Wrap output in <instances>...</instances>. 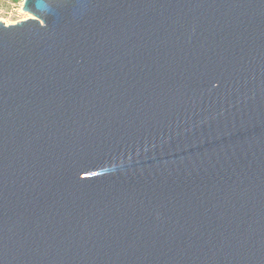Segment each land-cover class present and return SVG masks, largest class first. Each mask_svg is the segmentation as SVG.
<instances>
[{
	"label": "water",
	"instance_id": "1",
	"mask_svg": "<svg viewBox=\"0 0 264 264\" xmlns=\"http://www.w3.org/2000/svg\"><path fill=\"white\" fill-rule=\"evenodd\" d=\"M0 21V264H264V0H26Z\"/></svg>",
	"mask_w": 264,
	"mask_h": 264
},
{
	"label": "built area",
	"instance_id": "2",
	"mask_svg": "<svg viewBox=\"0 0 264 264\" xmlns=\"http://www.w3.org/2000/svg\"><path fill=\"white\" fill-rule=\"evenodd\" d=\"M25 2L26 0H0V21L9 25L31 18L23 17L28 14L24 11Z\"/></svg>",
	"mask_w": 264,
	"mask_h": 264
},
{
	"label": "rangeland",
	"instance_id": "3",
	"mask_svg": "<svg viewBox=\"0 0 264 264\" xmlns=\"http://www.w3.org/2000/svg\"><path fill=\"white\" fill-rule=\"evenodd\" d=\"M27 16H29V14H24V15H23V17H27ZM29 17H30V16H29ZM7 21H9V19H8Z\"/></svg>",
	"mask_w": 264,
	"mask_h": 264
},
{
	"label": "bare ground",
	"instance_id": "4",
	"mask_svg": "<svg viewBox=\"0 0 264 264\" xmlns=\"http://www.w3.org/2000/svg\"><path fill=\"white\" fill-rule=\"evenodd\" d=\"M29 16H30V17H32V15H31V14H29Z\"/></svg>",
	"mask_w": 264,
	"mask_h": 264
},
{
	"label": "clouds",
	"instance_id": "5",
	"mask_svg": "<svg viewBox=\"0 0 264 264\" xmlns=\"http://www.w3.org/2000/svg\"><path fill=\"white\" fill-rule=\"evenodd\" d=\"M33 18V17H32Z\"/></svg>",
	"mask_w": 264,
	"mask_h": 264
}]
</instances>
